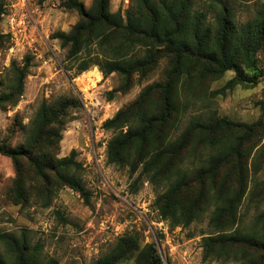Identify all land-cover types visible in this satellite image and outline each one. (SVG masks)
Listing matches in <instances>:
<instances>
[{"label": "trees", "instance_id": "trees-1", "mask_svg": "<svg viewBox=\"0 0 264 264\" xmlns=\"http://www.w3.org/2000/svg\"><path fill=\"white\" fill-rule=\"evenodd\" d=\"M36 1H57L78 15L69 32L51 38L65 50L76 75L97 67L103 78L119 76L121 84L111 96L127 94L136 78L147 79L165 62L160 82L147 86L103 123V129L113 131L106 146L107 164L127 169L130 177L137 175L136 181L166 187L153 207L172 227H189L207 215L211 232L202 237L203 260L264 264V214L249 229L240 217L249 188V158L264 138L261 121L236 123L216 114L193 117L176 135L186 111L194 102L207 100L209 86L226 73L233 77L221 94L239 85L254 87L264 79L257 58L264 44V7L253 21L238 25L227 7L208 21L206 14L193 10L190 0H131L125 14L112 13L110 0H92L88 9L80 0ZM2 13L0 6V22ZM5 38L0 34V45ZM29 67L28 56L22 66H11L14 77L0 91L2 111L23 96ZM80 106L75 98L43 102L24 128L23 145L0 142V155L10 158L15 170L8 193L14 204H27L35 192L36 200L47 207L63 187L87 199L77 153L57 156L67 117ZM1 242L5 252H0V264H58L44 259L25 237L3 235ZM129 260L168 264L155 243L142 245L137 234L118 238L94 264Z\"/></svg>", "mask_w": 264, "mask_h": 264}, {"label": "rangeland", "instance_id": "rangeland-1", "mask_svg": "<svg viewBox=\"0 0 264 264\" xmlns=\"http://www.w3.org/2000/svg\"><path fill=\"white\" fill-rule=\"evenodd\" d=\"M80 1L87 9L91 7L92 0ZM190 1L193 10L206 14L208 21L225 6L238 25L253 21L264 7V0ZM131 5V0H110V11L125 14ZM0 6V34L8 36L0 45V91L14 77L11 66H22L25 57H30L23 96L16 106L0 109V142L7 141L12 147L23 145L24 128L43 102L77 99L81 106L67 117L57 156L77 153L82 183L88 192L84 199L63 187L47 207L33 192L27 204L16 205L8 196L15 178L14 166L10 158L0 155V252H5L1 236L17 240L25 237L32 247H39L44 259L51 258L58 264H94L118 238L137 234L142 245L155 243L168 264H234L203 260L202 237L211 232L207 215L189 227H172L153 207L157 194L166 187L155 188L144 179L136 181L137 175L130 177L127 169L107 164L106 146L113 131L103 129V123L134 102L147 86L160 82L165 62L147 79L136 78L127 94L111 96L121 84L119 76L103 78L97 67L76 75L74 64L65 60V50L51 38L56 32L71 30L79 20L75 12L64 10L57 1L39 4L36 0H0ZM257 58L259 68L264 69V44ZM232 77L228 72L209 86L207 100L194 102L186 111L176 135L193 117L214 114L236 123L261 121L260 131L264 130V79L254 87L239 85L221 94ZM248 167L249 188L240 209L245 229L264 214V138L249 158Z\"/></svg>", "mask_w": 264, "mask_h": 264}]
</instances>
